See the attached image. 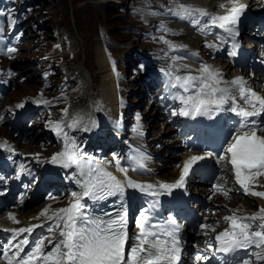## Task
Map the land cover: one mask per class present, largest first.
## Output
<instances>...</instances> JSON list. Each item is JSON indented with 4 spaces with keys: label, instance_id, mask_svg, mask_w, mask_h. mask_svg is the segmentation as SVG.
Returning <instances> with one entry per match:
<instances>
[{
    "label": "snow or ice",
    "instance_id": "snow-or-ice-1",
    "mask_svg": "<svg viewBox=\"0 0 264 264\" xmlns=\"http://www.w3.org/2000/svg\"><path fill=\"white\" fill-rule=\"evenodd\" d=\"M227 3L231 7L225 15H211L204 8L179 3L170 10V15L188 21L204 36L210 35L212 28H220L227 34V38L218 36L217 39L222 43L230 39L232 47L228 54L235 57L239 47L236 39L239 35L237 24L246 5L239 3V0H227ZM219 7L223 9L225 4L222 3ZM14 25L15 20L10 17L9 29L12 30ZM3 31V24L0 23V39L3 38ZM161 31L169 34L164 25H161ZM16 39H19V36ZM161 42L167 45L171 52L186 48V45L171 44L163 37ZM205 47L215 48L216 45L205 44ZM15 52L16 48L11 46L0 50V54H6L9 58H12ZM189 55L196 57L198 53L192 52ZM187 58L173 55L170 57L172 63L161 69L167 78V87L176 90L171 94V98L181 105L171 111V116L192 120L206 117L212 120L220 112H232L238 118V128L231 136L230 142L226 144L224 154L217 157V163L227 160L234 182L244 195L264 199V192L251 190L256 179L264 175V135L258 134L264 133V123L250 119L264 114V97L247 88L248 82L242 77L226 82L207 64L200 63V67L195 70L198 74L193 75L194 70L187 66L181 68L177 64L178 61ZM182 72L184 74H181ZM234 92H239L240 99L247 107L238 106ZM23 107V103L17 105V108ZM64 111L66 114L67 110ZM82 123L79 117H73L67 124L63 121L50 122L51 131L64 142L63 150L54 154L50 163L65 169L74 168L75 171L66 179L73 181L80 191L71 193L72 201L66 208L52 210L51 206H48L42 209L33 219L44 218L43 223L31 224L29 227L0 229L9 234L3 245V259L6 264H179L182 253L180 238L182 226L172 215L168 216L166 222L158 223L155 221L154 213L160 206L159 197L172 195L174 189H185L189 176L195 174L200 162L211 158L213 152L205 151L189 156L184 161L179 179L175 183L158 185L132 180L127 175L129 168L122 166L120 159L114 157L116 170L124 175V180L121 181L106 170L108 162L93 160L92 157L83 154L75 139L65 131V128H78ZM92 126H95L94 121ZM133 131L137 135H143L139 127ZM3 146L7 147L6 144ZM8 150L12 151L10 147ZM131 159L134 165L131 170H147L145 161L149 159L148 156L138 154ZM24 174L30 175L25 172L24 164H21L15 178L20 179ZM127 189L152 197L135 220L137 229L135 236L129 234L128 207L125 199ZM213 191L214 194L219 193L227 197L231 189L217 183L213 184ZM112 197L117 198L113 204L119 205L118 210L101 211L97 214L87 203L91 201L98 204ZM49 199L55 197L50 196ZM22 202L21 199L20 203ZM229 211L232 214L223 217L227 222V228L215 236L214 243L211 239L206 240L205 250L229 255L239 250L247 251L254 248L257 251L251 255H254L258 262L264 261V208L250 216H238L236 214L238 209ZM7 219L13 224L19 223L11 212L8 213ZM257 221H260L258 225ZM45 227L48 235L39 237L30 246V237L34 231ZM216 227L217 225L201 224V234L208 235L209 232H214ZM130 239L134 240L135 244L126 251ZM46 247L49 250L46 251ZM26 248L29 250L25 251ZM196 259L208 258L198 255ZM238 264H251V261L241 259Z\"/></svg>",
    "mask_w": 264,
    "mask_h": 264
},
{
    "label": "rangeland",
    "instance_id": "rangeland-1",
    "mask_svg": "<svg viewBox=\"0 0 264 264\" xmlns=\"http://www.w3.org/2000/svg\"><path fill=\"white\" fill-rule=\"evenodd\" d=\"M27 1L31 0H24V2ZM155 1H159L160 4ZM165 1L169 3L171 0H149V2H155L161 11L164 7H167L161 6V4ZM37 2L38 5L32 9V12L38 13L40 15L39 18L44 21V28L47 32V35L55 36V29L58 28V30H60L63 34V38L66 40V45L63 48L65 49V51H67V47H70V51L63 55V59H58V62H62L63 68L68 69L67 75L69 78L65 79V82L68 83L62 82L61 79H64L63 77L56 78V82H58L60 86L54 94L55 97L51 93V81H49L41 91L42 93H44V97L50 100L49 103L51 104L47 105V107H52L53 109L58 108V105L56 103L61 105L58 96L61 95L63 91H65V98H63L62 100L69 99L67 102L72 117L81 115L84 103H93L95 105L96 97L102 98L104 102L108 104L109 116H112L113 109L115 110V106L114 108L110 107L107 97L104 94L101 95L100 84L104 80L105 73L100 70L96 60V51L99 46L100 55L103 56L104 54L106 59L104 60V64L105 66L106 64L108 65V68L111 71L112 75L115 74V59L113 57H117L119 59L117 64L123 75H133L135 80L137 76L141 75V77L139 78V80H141L142 78L147 77V71H157L158 64L154 62L155 60H157L159 63L164 64L160 67L162 69L166 68L169 64L172 63L170 59L171 56H186L184 53H178V51L171 52L169 51L168 47L164 48V43L161 42V37H163L165 40H168L171 44L183 45L181 43L186 44L189 43L190 40H195L196 35L197 37L201 36V34L196 32L195 30L187 27L185 24L179 23L178 21H174L175 24H170L166 20L167 16H170V13L166 12V14L165 11L161 15H159V24L155 25V28L152 31L153 34L145 32V28L147 26L146 24L142 23L144 20L139 21L140 17H138L135 12L142 13V8L146 6L149 9L150 4L141 0H37ZM174 4L177 5V3ZM26 9L27 4H24L22 6L14 4V9L7 11L5 14L16 15L20 17L25 14ZM151 16L156 17V14L151 13ZM145 21H147V19ZM2 24L4 31L3 38L0 40H2L3 42H6L10 37L21 32L23 29V25L17 23H15L12 30L9 29V25L6 26L4 25V23ZM161 25H164L168 29L169 34L165 35V33L161 31ZM30 26L34 30V25L32 23H30ZM176 27L178 28L177 30ZM174 29L175 31L179 32L178 35L176 32H174ZM187 29H190V31ZM170 32L176 33L174 39V35ZM181 33L183 34V36L180 35ZM193 35L194 37H192ZM27 36L28 35H25V49L23 50L25 52L22 53L24 57H22L20 64H26L27 59H25V57H34L35 53L38 50H41L44 44L43 42L41 44H38L40 42H37L36 44V41L34 40H27ZM171 39H173V41ZM205 42L209 43L208 40H206ZM59 43L60 45H62V42L60 40ZM253 45L254 44L252 43L251 46ZM192 46H195L196 48V45L192 43L186 45L187 48H194ZM205 49L206 48L204 47L203 50ZM195 51L200 53V51H198L197 49H195ZM199 53L196 57L202 59L203 56ZM196 57L192 59L195 62ZM204 60L205 62L213 63L218 67L217 70L209 65L215 72L221 73L219 71L221 67L226 70V73H233L232 69L230 67H227L228 65L225 60L221 61L219 58H217L213 62H208L205 59V55ZM180 61L182 64H184L186 60ZM146 63L147 65H144ZM89 64L91 65L92 69L88 68ZM149 64H151V68L153 66L152 69L149 68ZM141 65L143 66V68H141ZM196 68L197 67H195V69ZM30 69L32 70L34 68L30 66L25 67L26 71H29ZM106 71H108V69ZM181 74L184 73L182 72ZM162 75L164 74L162 73ZM15 83L16 86L20 85V88L18 90H16L12 94H0V100L4 98V96H6L3 99V103L6 105V107L2 109V112H5L2 113L4 115H6L7 112H9L11 109L15 108L14 104L10 100L11 98L14 101H21L22 99H25L27 101L29 100L30 95L36 94L41 85L39 72L31 71V73L26 76V79L23 83L18 84L17 81ZM141 84L144 86L145 92L149 91V85L146 79H143L141 81ZM64 85L66 86L63 89ZM135 86H137V84L132 85V88L129 89V98H133L135 94H140V87L138 86V90H135ZM115 94L116 92L114 91V97H116ZM137 99L142 100L132 101V103H135L134 109L130 111L128 119L125 118L124 124L126 128H129L130 134L133 135L135 139L145 140L146 132H148V134H151V132L155 130L154 133L150 135V137L146 138L145 141L154 157H152L151 154H146L139 149H135V146L131 145V148L128 151L124 152L120 157L117 158H119L121 162L123 161L124 163H127L129 153L146 155L149 157V159L147 160L148 164H157V167H155L157 170L155 171L154 176L162 175L168 179L174 178L176 173L180 169L182 161L186 160L187 155H182L176 143L172 144V142H168L171 141V134L170 137H168L167 139L165 138L164 135L167 134L168 131L163 130V127L160 123V118L159 123L155 124L158 117V112H149L147 115L145 109V106L147 105H144V100L146 101V104L148 102L147 97H137ZM144 115H146L148 121L153 120V122L151 123V127L149 126V123L143 121ZM42 116L40 117V119L35 118V120H31L30 118H28L27 122L20 123V127L22 129L21 132L34 131L32 135L29 134L30 136H24V134H22L21 138H25L26 140L24 143H20L22 146L19 147L24 153L26 152L30 154L32 152H35L37 154L35 156L34 162L38 164L36 166V170L38 169L37 171L39 175H41L39 160H43L50 156L47 155L44 157L40 153L48 151L49 148L51 149L50 141H54L53 135L48 133L50 141L45 140V142H40L36 147H33L29 144V141L31 139H35L34 135L35 137H42V134L46 132L45 130H51L50 128L43 129V125L40 123ZM77 117L83 119L84 115ZM114 119V117L110 118V120ZM110 120L108 119V122H106L105 120V123L109 124ZM105 123H99L97 124V126L100 125L101 127V125ZM136 127H139L141 129V131L143 132L142 136L137 135L133 131V129ZM6 128L7 131L11 133V135L10 133L5 132L4 127H1L0 125V137H6L2 140L0 139V141H10L12 138L14 143L19 144L18 140L14 137V135L20 133V131H14V128H16V126H14L13 128H11L10 126H6ZM83 130L84 129L81 128V133H83ZM172 131L174 130L172 129ZM78 135H72V138L77 141L79 137ZM114 138L116 137L114 136ZM37 140L38 138H36V141ZM128 141L132 142L131 140ZM154 141L155 143L153 146ZM178 143L179 145L181 144L180 139ZM15 146L17 147V145ZM57 147L58 146L56 145L55 149H57ZM120 149V147H117V154L121 153ZM172 149L175 150L172 151ZM28 159L33 162V157L29 156ZM110 162H112V166H115V159L110 160ZM145 176H149V174H146ZM221 178L223 179V181L220 183L224 184L226 189H231V191H229L227 197L219 193L216 194V199H221L222 201H225V203H229L228 201L237 197V195L235 193V190L229 185V183H227L223 175H221ZM199 187H201V185H199ZM135 196H137V193L135 194ZM23 222L27 223V220H24Z\"/></svg>",
    "mask_w": 264,
    "mask_h": 264
},
{
    "label": "bare ground",
    "instance_id": "bare-ground-1",
    "mask_svg": "<svg viewBox=\"0 0 264 264\" xmlns=\"http://www.w3.org/2000/svg\"><path fill=\"white\" fill-rule=\"evenodd\" d=\"M168 1V0H167ZM221 1V2H220ZM208 2V3H207ZM226 3V4H228L227 3V0H189V2L187 1V0H180V1H178V0H171L169 3L168 2H163L161 5L162 6H168L169 7V9L167 10V11H165V13L166 12H168V13H170V10H172V9H174L175 7V4L174 3H179V4H185V5H192V6H194V7H205V6H207V7H209V8H216V7H218L220 4H222V3ZM239 3H241V4H244V5H246V0H239ZM167 14V13H166ZM168 17V16H167ZM147 19V21H144L145 22V24L146 25H148V26H153V25H158L159 24V20H157V19H151V18H149V17H147L146 18ZM174 20L175 21H182V20H179L178 18H174ZM183 23H185L189 28H191V29H193V30H195L196 32H198L196 29H194L189 23H188V21H182ZM215 31H216V28H212L211 29V34L210 35H207V36H204V35H202V36H204L203 38L200 36V37H197V35H196V39L195 40H190V42L189 43H192V44H194V45H196V49L198 50V51H200V52H202L204 55H205V59L208 61V62H213V61H215L216 59H217V57H215L214 55H213V53H212V50L209 48V47H205V44H206V42H205V40L207 39V38H205V37H210V36H214V34H215ZM173 32V31H172ZM171 33V32H170ZM199 33V32H198ZM166 35V34H165ZM181 36H183V34L181 33L180 34ZM189 36H191V35H189ZM192 37H194V35L192 36ZM176 39V38H175ZM189 43H183V45H188ZM251 44L252 43H250L249 44V46H251ZM206 48L205 50H203V48ZM179 53V52H178ZM182 53V52H181ZM183 53H185V55H187V56H189V57H191L192 59H194V57H192V56H190L189 54L191 53V52H184L183 51ZM182 53V54H183ZM216 54V53H215ZM184 56V55H183ZM216 56H218L217 54H216ZM96 60H97V64H98V66H99V68H100V70L103 72V73H105L104 74V80H103V82L100 84L101 85V89H100V91H101V95H105L106 97H107V99H108V101H109V105H110V107L112 108H114V106H115V100H116V97H114V91H115V88H114V84H113V77L109 74V72L108 71H106L107 70V68H106V66H105V64H104V60H106L105 58H104V56H101L100 55V46L97 48V51H96ZM88 68L89 69H92V67H91V65L89 64L88 65ZM199 67H197L196 69H198ZM195 68H192V70H194L193 72H192V74L193 75H196V74H198L195 70H196ZM247 84L248 85H250V86H255L256 84H255V81L254 80H250V79H248L247 80ZM153 107H152V105H151V108H150V110L152 109ZM148 113L150 112V111H147ZM153 112H156V111H153ZM148 113H147V115H148ZM84 117H86V116H84ZM108 122V121H107ZM110 124V123H109ZM105 126V124H102L101 125V127H100V125H98L97 126V128H99L100 127V137H103V138H105V140L109 143V144H113L114 145V140L113 139H111L107 134H105V133H103L102 132V128ZM79 129L78 128H75V129H73V134H79ZM8 136V135H7ZM79 137H78V140L77 141H81L82 143V148L84 149V148H86V146L89 144V142H88V140L87 139H85L86 141H84V136L83 135H78ZM4 138H6V137H0V139L2 140V139H4ZM89 138V137H88ZM17 140H18V142H19V144H16V143H14V141L12 140V138H11V140L10 141H0V159H3V158H6V157H8V156H11V157H14L17 161H19V160H21V156H20V154L18 153V152H16V148H18L19 146H22L20 143H24L25 142V138H20V139H18V138H16ZM76 141V140H75ZM45 142V141H44ZM88 142V143H87ZM96 143H99V141H95ZM7 145V147H4L3 145ZM15 145H17V147L15 146ZM11 148L12 147V151H9L8 150V148ZM2 149H6L5 151H2ZM87 149V148H86ZM25 150H27V149H25ZM37 159V158H36ZM40 161V160H39ZM99 161H100V159H99ZM184 161L185 160H183L182 161V163H181V166H180V169H179V171L176 173V175H180V172H181V169L183 168V164H184ZM106 162V161H105ZM36 163V162H35ZM53 165H51V166H47V164H45V165H43V168H51ZM38 170V169H37ZM74 171L75 169L74 168H69V169H65V168H63V167H59V171H62L63 173H65V172H67V171ZM112 170H114V172L112 173L114 176H116V178H119L120 177V175L122 174V173H120V172H118L117 170H116V167L114 168V169H112ZM157 169L156 168H152V170H151V168L150 169H147V170H140V171H137V175H139V176H137V175H131V174H128L127 173V175L132 179V180H134V181H137V182H139V183H143V184H148V182H146L144 179H141L140 177H143V176H145L146 174H149V176H154V173H155V171H156ZM151 174H153V175H151ZM175 175V176H176ZM8 176H10V174H8ZM157 176H159L160 178H162V179H168V178H166V177H164V176H162V175H157ZM43 177H44V182L45 183H49V182H51V181H53L54 180V176H52V175H48V174H45V175H43ZM25 182H26V184L27 185H29V186H31V184H30V182L28 183L27 182V179L25 180ZM128 192H130L131 193V196H135V192L134 191H130V190H128ZM252 201H256V205H257V207L256 208H254V209H252V213L253 214H255L259 209H261V208H264V199H261V198H259V197H257V198H255L254 200H247V199H235V198H233V199H231L230 201H228L229 203H225V201H222L221 199H217L216 201H215V203H216V205L218 206V209H219V211H220V213H222V206H224L225 207V211L227 210V209H232V208H238V209H240V208H250V203L252 202ZM87 203H88V201H87ZM224 214V213H223Z\"/></svg>",
    "mask_w": 264,
    "mask_h": 264
},
{
    "label": "trees",
    "instance_id": "trees-1",
    "mask_svg": "<svg viewBox=\"0 0 264 264\" xmlns=\"http://www.w3.org/2000/svg\"><path fill=\"white\" fill-rule=\"evenodd\" d=\"M114 14H116V13H114Z\"/></svg>",
    "mask_w": 264,
    "mask_h": 264
}]
</instances>
